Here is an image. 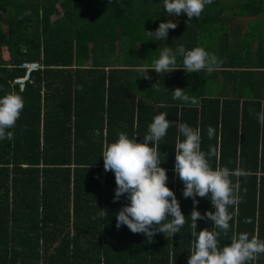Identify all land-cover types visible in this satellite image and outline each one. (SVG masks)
Returning <instances> with one entry per match:
<instances>
[{
	"label": "trees",
	"instance_id": "16d2710c",
	"mask_svg": "<svg viewBox=\"0 0 264 264\" xmlns=\"http://www.w3.org/2000/svg\"><path fill=\"white\" fill-rule=\"evenodd\" d=\"M167 15L163 0H0V95L24 100L13 139L0 141V264H188L192 232L203 228L220 233V246L245 231L264 239V0H212L197 18ZM174 17L167 40H149L146 30ZM179 45L203 46L218 68L148 69L149 78L137 71ZM24 62L39 66L22 85ZM176 87L196 102L174 99ZM159 111L171 122L161 166L185 216L214 209L207 196L196 205L183 196L177 122L200 127L212 167L241 173L231 177L238 202L227 230L207 217L196 229L186 217L173 236L117 228L115 213L128 200H114L115 175L100 154L120 132L142 140ZM98 208L108 213L97 217ZM248 264H264V254Z\"/></svg>",
	"mask_w": 264,
	"mask_h": 264
},
{
	"label": "clouds",
	"instance_id": "9594fccd",
	"mask_svg": "<svg viewBox=\"0 0 264 264\" xmlns=\"http://www.w3.org/2000/svg\"><path fill=\"white\" fill-rule=\"evenodd\" d=\"M211 3L212 0H163V9L168 17L186 14L191 19L199 17L205 6ZM176 27L173 19H166L161 20L154 31H146L149 40L160 41L167 40L169 29ZM178 58L181 59V67H177ZM219 63L217 56L203 46L186 48L179 45L175 49L164 47L150 66H139L137 71L145 78H149L148 69L165 75L177 68H183L188 73L201 70L212 73ZM184 88L172 89L173 98L195 103V98L185 93ZM23 107L22 96L11 92L0 95V141L13 139L10 129L15 126ZM257 120L264 123V111L257 113ZM170 124L168 114L159 111L153 116L142 140L138 141L137 135L120 132L117 139L102 150L100 155L103 156L104 170H112L115 175L114 200L122 194H126L128 200L115 213L117 228L123 224L133 233H143L147 238L153 237L155 232L173 236L180 232L186 217H190L193 229L197 228L198 219L207 217L215 228L227 230L232 219L228 208L238 202L231 177L241 173L227 166L212 167L210 157L214 149L206 152L201 148L200 127L177 122L174 172L184 185L183 196L191 197L194 205L198 204L197 196H207L214 209L202 214L194 207L185 216L175 192L167 184V170L161 166L165 159L160 158V141L166 136ZM215 131L208 126L207 136L212 138ZM106 213L105 209L98 208L97 217ZM192 235L194 244L188 264H248L258 254H264V239L254 235L250 237L246 231L238 233L223 246L219 244L218 231L203 228L192 232Z\"/></svg>",
	"mask_w": 264,
	"mask_h": 264
},
{
	"label": "built area",
	"instance_id": "2783aa9c",
	"mask_svg": "<svg viewBox=\"0 0 264 264\" xmlns=\"http://www.w3.org/2000/svg\"><path fill=\"white\" fill-rule=\"evenodd\" d=\"M23 66L27 68L26 76L23 78L17 79V81H20L22 83V85H23V82L25 81V79H27L29 77L30 71L33 69H36L39 66V63H37V62H32V63L24 62Z\"/></svg>",
	"mask_w": 264,
	"mask_h": 264
},
{
	"label": "rangeland",
	"instance_id": "374dc122",
	"mask_svg": "<svg viewBox=\"0 0 264 264\" xmlns=\"http://www.w3.org/2000/svg\"><path fill=\"white\" fill-rule=\"evenodd\" d=\"M173 20L178 24L179 23V21L174 17L173 18ZM237 21L238 22H241V23H245V22H248L249 21V18H238L237 19ZM5 28H7L6 26H5ZM5 56L7 57L8 56V53H7V51L5 50Z\"/></svg>",
	"mask_w": 264,
	"mask_h": 264
}]
</instances>
